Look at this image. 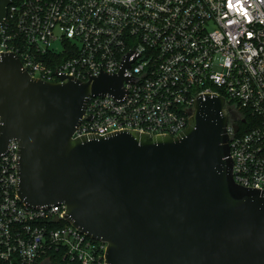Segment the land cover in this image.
Returning <instances> with one entry per match:
<instances>
[{"label": "built area", "instance_id": "2783aa9c", "mask_svg": "<svg viewBox=\"0 0 264 264\" xmlns=\"http://www.w3.org/2000/svg\"><path fill=\"white\" fill-rule=\"evenodd\" d=\"M4 9L0 54L35 79L86 81L130 61L124 96H90L74 137L176 136L198 96L221 95L239 114L226 125L233 179L264 191V0H9ZM17 151L11 140L0 156V264H106L105 243L74 228L65 205L19 199Z\"/></svg>", "mask_w": 264, "mask_h": 264}, {"label": "water", "instance_id": "95a60500", "mask_svg": "<svg viewBox=\"0 0 264 264\" xmlns=\"http://www.w3.org/2000/svg\"><path fill=\"white\" fill-rule=\"evenodd\" d=\"M129 64L47 82L0 54V156L17 141L19 199L65 205L74 228L105 243L106 264H264V191L233 179L226 125L239 114L223 96H198L176 136L74 137L90 96H124Z\"/></svg>", "mask_w": 264, "mask_h": 264}, {"label": "trees", "instance_id": "16d2710c", "mask_svg": "<svg viewBox=\"0 0 264 264\" xmlns=\"http://www.w3.org/2000/svg\"><path fill=\"white\" fill-rule=\"evenodd\" d=\"M51 260H52L53 262H60V263L63 264V261H62L60 258H56V259H54V257H52Z\"/></svg>", "mask_w": 264, "mask_h": 264}]
</instances>
